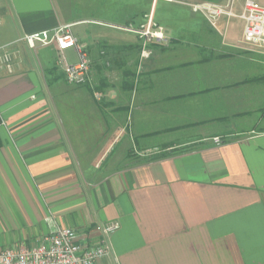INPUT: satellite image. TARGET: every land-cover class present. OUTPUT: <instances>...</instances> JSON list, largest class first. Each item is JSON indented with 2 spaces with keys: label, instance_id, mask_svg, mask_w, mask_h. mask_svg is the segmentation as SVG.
<instances>
[{
  "label": "crops",
  "instance_id": "obj_1",
  "mask_svg": "<svg viewBox=\"0 0 264 264\" xmlns=\"http://www.w3.org/2000/svg\"><path fill=\"white\" fill-rule=\"evenodd\" d=\"M102 7L68 18L58 0H0V249L56 224L96 241L118 221L104 264H264V50L240 17L213 26L182 1ZM150 22L164 39L142 35ZM64 24L86 84L61 70L75 49L24 39Z\"/></svg>",
  "mask_w": 264,
  "mask_h": 264
},
{
  "label": "built area",
  "instance_id": "obj_2",
  "mask_svg": "<svg viewBox=\"0 0 264 264\" xmlns=\"http://www.w3.org/2000/svg\"><path fill=\"white\" fill-rule=\"evenodd\" d=\"M227 1L225 5L214 2L189 5L194 11L204 14L213 26H216L223 15L240 17L244 21V43L252 48L264 50V7L254 0H245L242 12L237 14L233 10L234 0ZM154 26L155 23L150 22L142 35L148 39H164L162 28L153 30ZM24 39L32 48L37 45L55 44L60 54L68 49H75L78 55L76 63L62 57L60 66L68 83L82 85L89 82L91 60L72 32L71 24L33 32L25 35ZM214 140L216 144L221 143L219 137H215ZM119 227L118 221L108 223L100 228L99 238L90 241L79 238L71 227L56 224L36 245L1 248L0 264H104L102 261L112 254L110 236ZM105 264H120V261L114 257Z\"/></svg>",
  "mask_w": 264,
  "mask_h": 264
},
{
  "label": "rangeland",
  "instance_id": "obj_3",
  "mask_svg": "<svg viewBox=\"0 0 264 264\" xmlns=\"http://www.w3.org/2000/svg\"><path fill=\"white\" fill-rule=\"evenodd\" d=\"M90 0H85V1H63V0H58L59 5L61 6L63 12L65 15L70 18V17H75L77 14H102L101 10L103 9L102 7V2L103 1H112V0H94L96 1V6L93 4V1ZM115 1V0H114ZM171 1H182L183 3H200V2H209V1H220V0H171ZM92 2V4H91ZM70 3V4H69ZM69 50V49H68ZM8 55H4L7 60H9ZM59 62V61H58ZM62 70V68H61ZM264 121H262L263 124ZM156 152V151H155ZM100 164V163H99ZM98 164V165H99ZM101 165V164H100Z\"/></svg>",
  "mask_w": 264,
  "mask_h": 264
},
{
  "label": "trees",
  "instance_id": "obj_4",
  "mask_svg": "<svg viewBox=\"0 0 264 264\" xmlns=\"http://www.w3.org/2000/svg\"><path fill=\"white\" fill-rule=\"evenodd\" d=\"M257 79H264V76H261V77H259V78H256L255 80H257ZM1 121H2V119H1V116H0V123H1Z\"/></svg>",
  "mask_w": 264,
  "mask_h": 264
}]
</instances>
